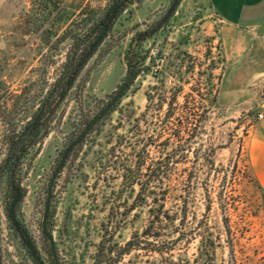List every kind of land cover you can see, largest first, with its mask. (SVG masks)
Wrapping results in <instances>:
<instances>
[{
    "label": "rangeland",
    "instance_id": "1",
    "mask_svg": "<svg viewBox=\"0 0 264 264\" xmlns=\"http://www.w3.org/2000/svg\"><path fill=\"white\" fill-rule=\"evenodd\" d=\"M110 2L0 0V146L6 129L30 119L74 38L94 33ZM170 4L136 0L124 10L80 72L46 135L23 161L22 219L45 256L51 248L60 264H149L159 257L144 248L146 243L126 249L149 225L156 204L153 193L142 200L140 186L126 181L127 168L139 164L142 179L190 182L166 203L177 211L180 202L173 196L186 190L185 224L196 232L189 243L175 248V258H194L206 234L216 242L213 264H264V187L249 153L255 131L264 135V117H259L264 113V76L226 87L220 21L210 2L182 0L173 14ZM130 56L142 60L144 70L117 109L102 116L60 166L58 158L82 122L126 76ZM162 89L169 96L181 89L180 102L190 93V162H170L161 174L156 162L128 161L134 157L127 141L145 138L157 155V118L144 113L149 93L156 96ZM3 158L0 153V164ZM4 192L2 176L0 200ZM42 230L52 235L47 248ZM0 243L2 264H34L10 228L1 201Z\"/></svg>",
    "mask_w": 264,
    "mask_h": 264
},
{
    "label": "trees",
    "instance_id": "2",
    "mask_svg": "<svg viewBox=\"0 0 264 264\" xmlns=\"http://www.w3.org/2000/svg\"><path fill=\"white\" fill-rule=\"evenodd\" d=\"M134 1L136 0H111L96 23V31L74 38L60 72L30 119L20 126L6 129L3 134L0 153H4V158L0 164V177L4 176L5 178V192L0 201L10 228L20 238L34 264L60 263L54 257L51 248H48V255L45 256L22 219L21 206L26 196V190L20 177L23 161L28 151L39 142L41 137L46 135L56 111L74 87L80 72L109 35L118 17ZM181 1L171 0L169 7L171 14L177 10ZM143 65L144 63L140 59H134L131 56L128 58L126 76L107 98L102 99L101 103L92 110L89 118L82 122L75 137L61 152L58 158V161L61 162L60 166H63L77 145L83 144L97 121L117 109L140 72L144 70ZM181 89L175 90L172 96H169L170 91L163 89L157 92L156 96L152 92L149 93L150 105H148L144 117L155 116L157 118V122L154 124L155 135L158 138L157 143L155 142L157 155H152L151 144H148L145 138H141L145 141L141 147L134 145L142 141L141 139L134 143L130 140L127 142L132 145L134 158L128 161L156 162V170L161 174L170 167V162H190V93L187 94L184 102H180L178 94ZM140 131L141 129L138 128L137 132ZM141 165L139 164L136 168H127L126 181L132 186H140L138 198L142 200H146L147 195L153 193L156 204L151 209L152 218L149 225L142 235L137 234L127 242L126 249L130 250L146 243L147 246L144 248L159 254V257L149 264H213L216 242L206 234H202L201 245L197 253L194 254V258L182 256L175 258L173 254L177 246L189 243L193 235L196 236V232H190V228L185 224L189 198L186 190L173 196L175 198L177 196L180 202L176 205L177 211L173 212L166 208V203L171 194L189 186L190 182L181 180L176 184H170L165 183L163 178H159L157 182H153L150 177L142 179ZM152 183L157 184L153 186ZM178 220L179 223L176 225ZM170 225H173L171 229ZM173 232H177L176 236H170V233ZM42 233L44 234L43 246L47 248L52 240V235L45 230H42ZM2 260L3 252L0 243V264H2Z\"/></svg>",
    "mask_w": 264,
    "mask_h": 264
},
{
    "label": "crops",
    "instance_id": "3",
    "mask_svg": "<svg viewBox=\"0 0 264 264\" xmlns=\"http://www.w3.org/2000/svg\"><path fill=\"white\" fill-rule=\"evenodd\" d=\"M219 17L226 87L264 76V0H208ZM250 161L264 187V135L256 130L249 142Z\"/></svg>",
    "mask_w": 264,
    "mask_h": 264
},
{
    "label": "built area",
    "instance_id": "4",
    "mask_svg": "<svg viewBox=\"0 0 264 264\" xmlns=\"http://www.w3.org/2000/svg\"><path fill=\"white\" fill-rule=\"evenodd\" d=\"M259 117H260V118H263V117H264V113H260V114H259Z\"/></svg>",
    "mask_w": 264,
    "mask_h": 264
}]
</instances>
